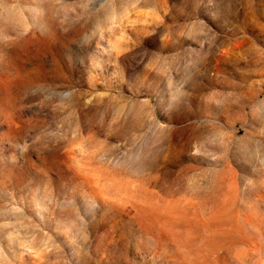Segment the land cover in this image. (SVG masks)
<instances>
[{"label":"rangeland","instance_id":"obj_1","mask_svg":"<svg viewBox=\"0 0 264 264\" xmlns=\"http://www.w3.org/2000/svg\"><path fill=\"white\" fill-rule=\"evenodd\" d=\"M0 264H264V0H0Z\"/></svg>","mask_w":264,"mask_h":264}]
</instances>
